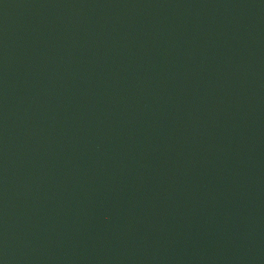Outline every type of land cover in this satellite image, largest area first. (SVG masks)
Here are the masks:
<instances>
[{
  "label": "water",
  "instance_id": "water-1",
  "mask_svg": "<svg viewBox=\"0 0 264 264\" xmlns=\"http://www.w3.org/2000/svg\"><path fill=\"white\" fill-rule=\"evenodd\" d=\"M0 264H264V0H0Z\"/></svg>",
  "mask_w": 264,
  "mask_h": 264
}]
</instances>
